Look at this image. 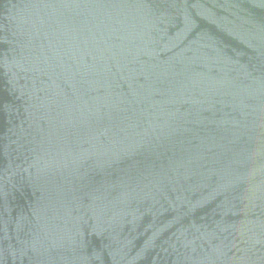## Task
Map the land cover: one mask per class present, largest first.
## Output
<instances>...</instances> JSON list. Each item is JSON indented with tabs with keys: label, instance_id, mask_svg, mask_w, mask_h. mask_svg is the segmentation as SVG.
Returning a JSON list of instances; mask_svg holds the SVG:
<instances>
[{
	"label": "water",
	"instance_id": "1",
	"mask_svg": "<svg viewBox=\"0 0 264 264\" xmlns=\"http://www.w3.org/2000/svg\"><path fill=\"white\" fill-rule=\"evenodd\" d=\"M0 264H264V0H0Z\"/></svg>",
	"mask_w": 264,
	"mask_h": 264
}]
</instances>
